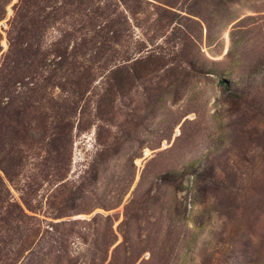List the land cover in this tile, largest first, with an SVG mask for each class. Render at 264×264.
<instances>
[{
  "label": "rangeland",
  "instance_id": "rangeland-1",
  "mask_svg": "<svg viewBox=\"0 0 264 264\" xmlns=\"http://www.w3.org/2000/svg\"><path fill=\"white\" fill-rule=\"evenodd\" d=\"M17 2L0 23L4 50ZM81 13H57L44 36L67 33L70 51L86 36L106 43L78 58L95 81L74 128L58 150L23 146L14 183L0 169L12 199L25 208L30 187L40 211L18 264H264V0H114ZM110 81L117 95L98 107ZM64 95L50 90L40 109Z\"/></svg>",
  "mask_w": 264,
  "mask_h": 264
},
{
  "label": "trees",
  "instance_id": "trees-1",
  "mask_svg": "<svg viewBox=\"0 0 264 264\" xmlns=\"http://www.w3.org/2000/svg\"><path fill=\"white\" fill-rule=\"evenodd\" d=\"M103 1L18 0L13 7L14 16L8 21L9 29L5 31L7 50L2 46L4 35L0 31V169L11 183L19 176L23 164V146L39 143L58 150L56 143L66 138L68 131H72L80 100L90 92L95 81L91 75L93 68L79 65L78 58L85 57L83 50L88 44L96 50L95 55L102 53L106 44L100 41L94 43V38L89 40L85 35V40L82 39L70 51L66 45L70 37L67 33L60 40L45 45L46 30L57 13L75 16L77 12L83 14L81 9L84 6L103 4L106 9L114 2ZM117 1L120 4L126 2ZM11 3L12 0H0V23L7 19V9ZM86 16L92 18L90 14ZM144 60L137 59L132 66ZM129 61L115 65L116 68L110 73L116 74L127 68L120 65ZM112 79L115 81L117 78L114 76ZM106 86L98 107L105 95L113 93L118 83L111 84L110 81ZM55 89H60L64 97L59 100L56 96L51 98L54 103L51 107L50 102L51 112L40 109L39 105L48 99L50 90ZM54 169L52 179L60 181L65 178L57 168ZM20 191L25 208L12 199L10 190L0 177V264H18L26 250L35 243L40 231L41 220L36 215L40 211L32 204L29 193L33 192L32 189L27 187L26 190L24 186Z\"/></svg>",
  "mask_w": 264,
  "mask_h": 264
},
{
  "label": "bare ground",
  "instance_id": "bare-ground-1",
  "mask_svg": "<svg viewBox=\"0 0 264 264\" xmlns=\"http://www.w3.org/2000/svg\"><path fill=\"white\" fill-rule=\"evenodd\" d=\"M149 154H150V152L149 151H146L145 155L148 156Z\"/></svg>",
  "mask_w": 264,
  "mask_h": 264
}]
</instances>
